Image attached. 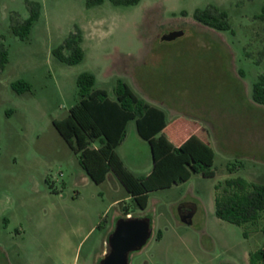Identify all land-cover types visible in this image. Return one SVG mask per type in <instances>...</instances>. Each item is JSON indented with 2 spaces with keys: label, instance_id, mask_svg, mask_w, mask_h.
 <instances>
[{
  "label": "rangeland",
  "instance_id": "1",
  "mask_svg": "<svg viewBox=\"0 0 264 264\" xmlns=\"http://www.w3.org/2000/svg\"><path fill=\"white\" fill-rule=\"evenodd\" d=\"M27 1L0 0V49L9 52L0 66V264H99L116 212L126 208L149 217L153 229L130 264H251L250 253L264 246V213L242 226L219 218L216 185L237 177L264 184V123L252 125L246 148L229 158L213 136L212 115L216 106L251 113L253 84L264 74V0H31L42 12L22 39L12 27L30 16ZM211 5L228 14L230 29L197 21V10ZM77 30L84 58L69 64L54 51ZM175 31L183 34L166 38ZM85 72L111 97L123 80L164 109L168 129L158 139L179 142L197 130L214 151L216 175L194 173L153 191L144 210L113 172L94 182L53 123L80 100ZM24 81L31 89L17 91ZM127 136L118 151L128 164L154 160L134 120ZM183 203L196 206L191 224L181 220Z\"/></svg>",
  "mask_w": 264,
  "mask_h": 264
},
{
  "label": "trees",
  "instance_id": "2",
  "mask_svg": "<svg viewBox=\"0 0 264 264\" xmlns=\"http://www.w3.org/2000/svg\"><path fill=\"white\" fill-rule=\"evenodd\" d=\"M116 4H137L141 0H112ZM103 0H89V6ZM30 16L13 25V32L25 39L39 20L42 4L27 1ZM200 23L217 29L231 28L228 14L216 6L197 10ZM83 36L79 30L71 33L65 42L55 49V55L63 62L77 64L84 58ZM66 51L71 53L68 55ZM9 52L2 45L0 66L9 62ZM20 85L31 89L27 81L17 82L14 88L22 92ZM80 100L71 107L69 114L53 123L72 150L79 155V162L87 175L97 184L103 183L110 172L119 179L141 209L148 206L149 194L189 180L194 173L214 177V151L192 134L184 142L168 143L157 136L168 129V116L164 109L139 97L125 81L119 80L115 97L108 90L96 87V78L90 72L78 78ZM253 100L264 105V74L253 84ZM134 120L140 137L153 143L154 165L150 173L137 175L125 164L118 147L127 136V127ZM161 137V136H159ZM99 142V146H93ZM170 142V141H169ZM216 213L223 220L237 225L256 223L264 213V184L249 182L243 177L229 178L216 185ZM127 209V208H126ZM126 217L129 213L126 210ZM161 232L158 237H161ZM251 264H264V246L250 253Z\"/></svg>",
  "mask_w": 264,
  "mask_h": 264
},
{
  "label": "crops",
  "instance_id": "3",
  "mask_svg": "<svg viewBox=\"0 0 264 264\" xmlns=\"http://www.w3.org/2000/svg\"><path fill=\"white\" fill-rule=\"evenodd\" d=\"M215 105V104H214ZM213 105V106H214ZM252 113H240L238 110H233L232 108L230 111L221 106H216L213 108V115H212V125H213V136L216 137V141L219 145V151L222 152L226 157H233L237 154L241 149L246 148L247 146V137L246 133L249 132L252 125L263 124L264 123V115L263 113H259L258 111H255V108H261L264 109V105L258 104L255 101H250L249 104ZM255 106V107H254ZM254 108V109H253ZM253 110V111H252ZM251 119H253L251 121ZM255 121V123H254ZM198 131L195 130L194 134H197ZM161 135V134H160ZM192 134H188L186 137H183L182 140L178 143L181 144L184 142L188 137H190ZM159 137V136H157ZM128 139V136H126L125 140L120 144V147H122ZM119 152V151H118ZM121 157L123 158L125 164L128 166L129 169H131L133 172H139L140 170H146V174L150 173L153 165L154 160H150L148 162H132L131 164H128L127 159L124 157L122 153L119 152ZM134 156V155H133ZM134 160V157H133ZM233 170H231L232 172ZM111 173V172H110ZM108 174L109 176L111 174ZM129 194V193H128ZM132 196L129 194V198ZM120 199H117L114 201V203H119ZM127 210V209H126ZM125 211V210H124ZM128 216H134V217H141V215H135L134 213H131L130 210H128ZM126 217L125 214L122 213V211H117L116 215L114 217V220L112 222L111 231L112 232L115 229L116 222L119 218ZM0 248L3 250V248L0 246ZM4 251V250H3Z\"/></svg>",
  "mask_w": 264,
  "mask_h": 264
},
{
  "label": "water",
  "instance_id": "4",
  "mask_svg": "<svg viewBox=\"0 0 264 264\" xmlns=\"http://www.w3.org/2000/svg\"><path fill=\"white\" fill-rule=\"evenodd\" d=\"M182 31L172 32L166 38L182 35ZM181 220L191 224L194 213L186 214L179 208ZM153 234L152 221L149 217H121L108 238V250L99 264H130V254L141 250Z\"/></svg>",
  "mask_w": 264,
  "mask_h": 264
},
{
  "label": "flooded vegetation",
  "instance_id": "5",
  "mask_svg": "<svg viewBox=\"0 0 264 264\" xmlns=\"http://www.w3.org/2000/svg\"><path fill=\"white\" fill-rule=\"evenodd\" d=\"M181 208H182L183 212L186 214L194 213L196 210V206L194 204H191V203H183L181 205Z\"/></svg>",
  "mask_w": 264,
  "mask_h": 264
}]
</instances>
